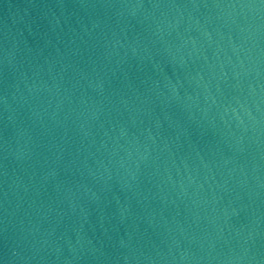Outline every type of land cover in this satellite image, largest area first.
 I'll return each mask as SVG.
<instances>
[{
  "label": "water",
  "instance_id": "obj_1",
  "mask_svg": "<svg viewBox=\"0 0 264 264\" xmlns=\"http://www.w3.org/2000/svg\"><path fill=\"white\" fill-rule=\"evenodd\" d=\"M233 162L255 264H264V0H213Z\"/></svg>",
  "mask_w": 264,
  "mask_h": 264
}]
</instances>
